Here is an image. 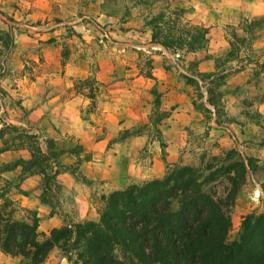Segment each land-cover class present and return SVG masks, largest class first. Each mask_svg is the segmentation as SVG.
Returning a JSON list of instances; mask_svg holds the SVG:
<instances>
[{"label": "rangeland", "instance_id": "obj_1", "mask_svg": "<svg viewBox=\"0 0 264 264\" xmlns=\"http://www.w3.org/2000/svg\"><path fill=\"white\" fill-rule=\"evenodd\" d=\"M252 1L234 10L213 7L202 15L208 24L204 26L193 19L198 16L192 18L191 10L180 8L173 0H0V85L5 82L7 87L20 89L9 92L0 88V147L4 143L8 150L2 153L13 152L12 158L0 162V205H5L13 219L27 217L24 210L28 209L19 203L20 168H14H18V175L13 179H6L4 173L14 170L5 171L14 162L29 159L31 148L36 147L32 136L42 149L43 137L61 150L80 146L78 158L90 161V152L79 143L82 135L78 139L72 133L75 122L92 138L112 134L106 147L124 140L130 144L140 137L139 143H133L135 159L155 152L163 159L165 142L159 127L176 116L185 124L192 112L194 119L183 128L185 144L177 164L200 167L211 156H221L229 144L239 154L257 160L255 173L264 170V8L254 7ZM157 14L162 19L148 24ZM153 25L161 31L157 38L176 37L193 26L203 27L204 48L195 52L165 49L151 41ZM51 32L52 36L38 39ZM16 37L21 38L17 41ZM29 40H34V47H22L35 53L14 50L15 41ZM44 44L49 50L43 57L38 50ZM201 62H205L204 71H199ZM67 63L76 69L69 81L64 77ZM43 72L49 76L43 85L38 83L40 93L28 103L31 94L27 85L34 81V75ZM185 77L196 85L186 83ZM65 83H70V88L62 93ZM44 85H50L49 97L60 98V93L77 96V105L67 110L55 106L58 102L54 101L41 108L47 101L46 92L41 91ZM170 87L172 95H168ZM208 88L217 96V113L206 103ZM34 109L41 113L30 122L27 116ZM43 114L48 119V133L38 126ZM107 118H112L111 123ZM134 120L132 127L118 129L120 124ZM118 150L116 147L114 154ZM103 157L99 151L93 161L102 162ZM87 161L80 162L76 173L70 174L64 169L74 166L76 159L65 153L58 158V175L65 173L89 186L91 181L83 176L86 171L80 169ZM58 175L48 190H42V178L33 175L38 178L35 197L47 207L48 215L72 216L73 191L60 184ZM252 175L241 187L242 197L239 203L234 201L230 218L234 207L245 209L248 197L254 198L256 192L255 214L264 212V183ZM101 196L95 192L90 195L91 214L87 213L89 219L85 220L96 217ZM66 224L72 223L64 218ZM237 231L238 226L231 223L230 237H235Z\"/></svg>", "mask_w": 264, "mask_h": 264}, {"label": "trees", "instance_id": "obj_2", "mask_svg": "<svg viewBox=\"0 0 264 264\" xmlns=\"http://www.w3.org/2000/svg\"><path fill=\"white\" fill-rule=\"evenodd\" d=\"M161 19L157 14L148 24ZM150 29L151 41L173 52L182 48L195 52L206 42V29L200 26L161 38L156 25ZM185 81L196 85L191 78ZM206 91V103L217 113V96L212 88ZM31 138L36 147L29 159L16 161L5 171L19 167V181L39 175L42 190L55 185L63 154L76 159L74 166L64 169L70 174L88 160L78 158L80 146L61 150L43 137L42 149L36 137ZM6 150L2 143L0 154ZM257 169L255 158L235 148L211 156L200 167L167 165L158 179L102 195L94 219L62 225L47 234L38 232L34 211L24 210L27 217L17 220L0 205V252L17 258L18 264H41L53 249L70 264H264V212L243 215L237 234L230 237V210L247 175Z\"/></svg>", "mask_w": 264, "mask_h": 264}, {"label": "crops", "instance_id": "obj_3", "mask_svg": "<svg viewBox=\"0 0 264 264\" xmlns=\"http://www.w3.org/2000/svg\"><path fill=\"white\" fill-rule=\"evenodd\" d=\"M248 0H173V2H176L178 6L182 9H189L192 11V18L193 16H198L195 19L198 23H202L204 26H208L207 23L204 21L205 14L207 11L209 12L210 9L213 7H217L218 10L227 9V10H234L242 5L246 4L245 2ZM254 7H258L259 9H263L264 3L262 0H253L252 1ZM264 13V9L262 11ZM203 15V16H202ZM202 16V18H201ZM3 28L0 26V30ZM5 29V28H4ZM52 36L51 33L43 34L38 39L44 37H50ZM21 37L17 38V41ZM16 42L14 50L15 51H24L27 54L35 53L33 49L23 48L22 45L27 44L31 47H34V40H29L28 42ZM48 47L44 44V46L40 47L41 56H45L48 52ZM209 52V51H208ZM206 65L205 62L199 63V71H204ZM75 68H73L70 64L65 65V71H64V77L68 78L71 75L72 72H75ZM47 75L46 73H42L41 76L34 75V81H31L29 85H27V90L30 91V100H28V103L34 99V97L37 95L36 93H40V88L37 86L40 82L42 85L44 84V80ZM163 77V76H162ZM161 78V77H160ZM159 78V79H160ZM67 80V79H66ZM5 82H1L0 88L9 91V92H20L19 87L16 89L12 87H7L4 84ZM41 85V86H42ZM40 86V85H39ZM110 87V86H109ZM113 87V86H112ZM129 87V86H128ZM70 88V83H65V85L62 88V93H65ZM66 89V90H65ZM23 90V89H22ZM41 91L46 92L44 94V97L47 99L46 102H43L40 107L44 108L46 106H50V103H54V101H57L58 107H63L65 109H71L73 106L77 105L79 98L77 96H73L71 93L70 96L63 95L60 93V98L58 96L49 97L50 92V85L45 86L44 89ZM165 91V90H164ZM163 91V92H164ZM170 92H168V95L170 93H174V90L172 87H170ZM176 93V92H175ZM170 94V95H172ZM129 95V93H128ZM165 95V94H163ZM130 97V96H129ZM174 101V100H173ZM39 105V103H38ZM264 107V104H263ZM38 113H41L40 109H34L32 111H29L28 113V121H34L36 119V116ZM66 114H70V112L66 111ZM109 117V116H106ZM182 117V116H181ZM64 118H67V115H65ZM110 118V117H109ZM108 119V123H111V119ZM114 119V117H113ZM194 119V116L192 112H190V116L186 118V123H180L183 119L179 120L178 116L174 119V121H170L169 124L164 125L162 124L159 129L161 132V135L165 142V155L163 159L159 158V155L155 152L151 156L146 154L144 157H137L135 159V151L136 148L133 146V143L141 141L140 137H135L133 140L130 141V144H127V142L119 141L111 143L110 146H107L108 140L111 135L105 134L103 137L101 136H93V138L90 136V134H87V132H82L81 128L82 126L78 124V122L74 124L72 127V133L76 138H81L82 140H79V143L83 145V147L86 148L88 152L91 154L90 161H87L80 169H84L83 176L88 180L91 181V183L88 185H83L82 183L76 182L72 177L69 175L63 173L58 175L57 179L60 182V184L73 191V203L75 212H73L72 216L71 214L66 215L65 213H62L60 215L51 214L48 215V209L45 205L40 203L38 199L35 197L36 191L35 188L37 186V177H27L23 179L19 185L18 188L20 191L24 192L25 194H19V203L21 206L24 207V209H28L30 211H34L38 220V231L42 232L44 234H47V232L53 228L61 227L64 223V218L71 222V223H77L82 222L85 219H89L86 214L90 213L88 211V199L92 193H98V195H106L107 193L115 190H121L128 186L129 184H138L141 182L149 181L152 179H158L160 178L164 171L165 166L168 164H177L179 160L182 158L180 157L181 154V148L184 146L185 142L183 140L184 138V131L183 128L188 127L189 121H192ZM171 120V119H170ZM113 121V120H112ZM82 122V121H81ZM134 122H128L124 124H120L118 126V129H128L132 127L135 124ZM48 124V119L46 118V115L43 114L42 118L38 121V126L42 128L44 131L48 133V129L46 128ZM169 125V127H168ZM78 126V127H77ZM80 129V130H79ZM190 129V127H189ZM90 131V130H88ZM83 133V134H82ZM89 135V137H87ZM101 139H98V138ZM96 138L98 139L96 141ZM171 138V139H169ZM222 141L224 138H221ZM220 139V141H221ZM92 140V141H90ZM90 141V142H88ZM130 145V146H127ZM222 145V144H220ZM111 146L113 150L115 148H119L117 151V154H114V151L111 149ZM109 147V148H108ZM235 148L234 145L230 146L228 144L225 149ZM101 151V154H103L102 162L99 159V162H95L93 160V156L97 155L98 152ZM11 153L13 152H5L0 154V162H5L6 158L8 157V160L11 157ZM8 155V156H6ZM133 158V160H132ZM179 164V163H178ZM255 176H259V183H264V170H259L258 173H253ZM18 175V168L14 169L13 171H9L4 173V177L6 179H13ZM253 177L252 174H248L247 177ZM246 177V179H247ZM259 193V192H258ZM241 191L238 192L236 195V202L242 197ZM241 196V197H240ZM256 196V197H255ZM258 197V194L254 193V198L248 197V202L245 204V209L239 208V206H235L233 209V213L231 215L230 221L232 225L237 227L239 225L240 218L248 213H256L257 204L254 199ZM238 201V203H239ZM22 207V208H23ZM0 264H18V259L11 258L7 255H4L0 252ZM41 264H70L68 263L59 253L58 250L53 249L49 252L47 258L42 262Z\"/></svg>", "mask_w": 264, "mask_h": 264}]
</instances>
